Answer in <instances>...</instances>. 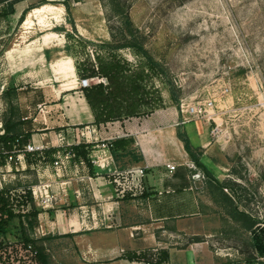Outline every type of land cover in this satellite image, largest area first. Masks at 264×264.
<instances>
[{
  "label": "rangeland",
  "instance_id": "obj_1",
  "mask_svg": "<svg viewBox=\"0 0 264 264\" xmlns=\"http://www.w3.org/2000/svg\"><path fill=\"white\" fill-rule=\"evenodd\" d=\"M110 1L48 0L47 5L55 8L53 12L35 16L30 26L25 22L33 10L23 21L21 18L31 6H39L40 0H26L29 8L20 18L1 16L4 8L0 9L1 118H9L6 103L19 94L20 87L24 93L41 98L43 89L53 86L46 82L47 74L40 75L34 84L23 78L19 83L5 80L6 73H18L5 64V52L12 46L27 48L49 39L62 49L48 56L53 60L72 58L76 73L77 67H86L94 77L81 80H90V87H111L110 78L102 71L114 74L112 88L118 97L119 112L174 110L179 112L181 122L190 119L189 123L195 122L191 127L204 128L205 148L197 151L201 163L209 164L207 169L218 181L238 184L235 192L240 209L261 223L251 233L244 232L213 201L211 179L196 165L199 177L193 171L197 177L195 192L202 217L195 222L184 221L187 226L179 237L183 247L199 238L203 241L200 244L208 243L213 252L230 256L233 261L256 257L264 264V0H121L133 23L134 39L152 59L157 67L154 71L137 51H109L108 45H124L127 35ZM27 29L33 31L27 35ZM46 34H50L48 39L41 41ZM125 64L128 71L123 70ZM39 68L42 72L45 67ZM23 72L20 70L24 76ZM56 86L58 89V83ZM140 98L148 105L142 106ZM210 102L213 108L207 107L206 119L182 112L190 105L204 107ZM182 127L180 131L186 133ZM17 170L12 167V176L6 174L7 180L0 181V196L6 199L9 210L7 215H0L5 229L0 237V264H43L40 255L46 264H86L81 259L78 239L64 240L56 234L45 240L48 232L41 228L40 216L47 213L48 206L42 199L39 204L32 195V188L40 184L30 168L26 172ZM141 204L139 200L132 203ZM192 224L198 226L196 238L190 234Z\"/></svg>",
  "mask_w": 264,
  "mask_h": 264
},
{
  "label": "crops",
  "instance_id": "obj_2",
  "mask_svg": "<svg viewBox=\"0 0 264 264\" xmlns=\"http://www.w3.org/2000/svg\"><path fill=\"white\" fill-rule=\"evenodd\" d=\"M24 2L15 6L13 16L20 18L29 8ZM32 31L27 29V35ZM49 36L43 35L41 41ZM42 43L7 50L5 64L18 73H6L5 80L19 83L23 78L34 84L47 74L46 82L53 83L43 89L41 98L20 87L13 112L8 110V116L14 113L20 123L22 134L15 140L23 137L28 139L26 144L45 147L28 155L18 167L23 172L30 168L40 184L37 187L48 188L47 193L54 197L53 203L46 205L47 213L40 216L41 228L48 232L45 240L56 234L64 240L78 239L86 264H246L213 252L208 243H195L194 239L184 248L179 239L187 226L184 221L202 217L195 192L197 171L186 166L197 164L186 152L179 133L183 126L193 148L203 149L204 128L191 127L195 122L182 125L174 110L97 125L84 89L77 87L81 79L73 59L53 60L48 55L60 53L62 48L49 39ZM40 65L45 67L42 72ZM56 162L62 166L55 167ZM171 165L176 166L173 173L168 169ZM140 169L145 172L143 178L135 174ZM34 200L39 203L41 197ZM135 200L143 204L132 205ZM191 226L190 234L198 237V226ZM167 233L169 237L164 236Z\"/></svg>",
  "mask_w": 264,
  "mask_h": 264
},
{
  "label": "trees",
  "instance_id": "obj_3",
  "mask_svg": "<svg viewBox=\"0 0 264 264\" xmlns=\"http://www.w3.org/2000/svg\"><path fill=\"white\" fill-rule=\"evenodd\" d=\"M26 0H0V9L4 8L1 16L9 17L15 14V6L21 2H24ZM48 0H40L39 6H31L27 11H25L24 15L21 18V21L24 20V16L26 13L30 12L31 10H34L42 5H47ZM111 8L113 13L116 17L120 19L121 24H123V29L125 28L127 31V35H124L125 43L121 47H115L114 45H108L109 51L114 54L119 49H132L134 51H137L139 55H141L143 58H145L148 62L149 67L154 71L156 70V66L154 65L152 59L149 58L147 52L138 44V42L134 39V26L130 19L129 14L125 11V8L121 4V0H111L110 1ZM0 16V17H1ZM119 64V63H117ZM121 65V64H119ZM124 71H128V67L123 66ZM89 70L87 68H80L77 67V73L80 79H90L92 74H89ZM103 76L110 78L111 80V87L106 88L103 84H98L96 86H92L88 89H84V94L86 97L87 102L89 103L96 119V124H106L108 122H115V121H123L125 119L134 118V117H140L143 115H147V111H135L136 109H131L130 111H121L119 112V109L116 107V102L118 101L117 95L114 93L112 86L114 85V74L112 73H105L104 70L102 71ZM89 75V76H88ZM94 77V76H93ZM92 77V78H93ZM139 87L141 89L143 88L140 83ZM108 90V92H107ZM7 95V94H6ZM15 97L12 98L10 101V104L7 102L6 105L8 108H10L13 112V101L17 99V95H14ZM6 97V96H5ZM4 98V97H3ZM140 102H142V106H145L144 104L148 105L140 98L138 99ZM9 110V109H8ZM120 113V114H119ZM3 123L6 130V135L2 138H0V145L5 146L7 149H12L11 144L14 143L15 138L20 136L22 132H20V123L15 119L14 113L11 114V117L8 119H5L3 117ZM180 140L184 143V148L190 158L199 166L202 168L208 177L211 179L210 181V191L213 201L223 207L225 214L244 232L251 233L252 231L256 230L260 226V222L255 219L252 215H250L248 212L243 211L240 209L238 205L237 195H236V188L239 187L238 184L233 182H220L217 179H215L212 175V173L201 163L200 161V153L198 149H194L192 144L190 143L187 135L185 133H179ZM28 139H24L23 144H26ZM142 160V158H141ZM138 160V161H141ZM230 190L231 193H227L226 191ZM9 213V210L7 208V201L5 198H2L0 196V215L5 214L7 215ZM12 216V214L10 213ZM5 229L2 227L0 223V237L4 233ZM25 241L27 243H30V237L25 235ZM201 239H195V243H201ZM253 248L254 244L252 243ZM40 261L43 264H46L45 258L40 255L39 256ZM246 264H261L258 258L256 257H250L244 261Z\"/></svg>",
  "mask_w": 264,
  "mask_h": 264
},
{
  "label": "built area",
  "instance_id": "obj_4",
  "mask_svg": "<svg viewBox=\"0 0 264 264\" xmlns=\"http://www.w3.org/2000/svg\"><path fill=\"white\" fill-rule=\"evenodd\" d=\"M91 86L90 80H81L80 81V87L82 89H87ZM207 107L212 109L213 108V103L210 102L204 107H195V105H190L187 109H182V112L186 114L189 117L197 118V119H206L208 114H207ZM184 108V107H183ZM40 112L42 113L43 111L40 108ZM212 119V117H210ZM210 119V120H211ZM190 122V119L184 118V120L181 122L182 125H186ZM6 135V130L4 127L3 120L1 118L0 114V138L4 137ZM23 137L17 138L14 143L11 144L12 149H7L5 146H3L0 149V181L5 182L7 180L6 174L10 171H12V167H16L18 169L19 166H21L25 161L28 155H33L38 152H42L45 147H39L34 144L28 143V144H23ZM106 148V146H103ZM65 158L67 160L70 159V155H66ZM62 164L60 162L55 163V167H60ZM186 166L191 170V171H197L198 172V167L194 163H187ZM105 167V166H104ZM6 169V172L4 171ZM168 169L170 173H173L176 171V166L171 165L168 166ZM13 172V171H12ZM136 175H138L140 178H143L145 176V172L143 169L137 170L135 172ZM10 175V174H7ZM198 177H199V172H198ZM2 178V179H1ZM0 182V183H1ZM48 188L46 187H34L32 188V195L35 198H38L39 196L42 199L43 205H48L53 203L54 197L47 193ZM45 192V196L43 193Z\"/></svg>",
  "mask_w": 264,
  "mask_h": 264
},
{
  "label": "bare ground",
  "instance_id": "obj_5",
  "mask_svg": "<svg viewBox=\"0 0 264 264\" xmlns=\"http://www.w3.org/2000/svg\"><path fill=\"white\" fill-rule=\"evenodd\" d=\"M42 7V8H41ZM39 8H36L33 10V12L30 14V16L28 17V19L25 22L26 26H30L33 23V18L36 17H40L42 14L48 13V12H53V10L55 9L53 6L51 5H44L41 6ZM31 12V11H30ZM50 14V13H49ZM45 18V17H44ZM40 20V19H39ZM43 20L40 21V24H42ZM29 28V27H27Z\"/></svg>",
  "mask_w": 264,
  "mask_h": 264
}]
</instances>
